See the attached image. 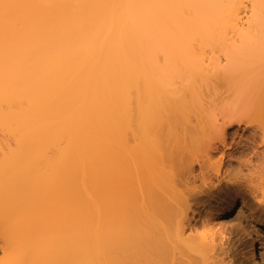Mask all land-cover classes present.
<instances>
[{
    "label": "bare ground",
    "instance_id": "bare-ground-1",
    "mask_svg": "<svg viewBox=\"0 0 264 264\" xmlns=\"http://www.w3.org/2000/svg\"><path fill=\"white\" fill-rule=\"evenodd\" d=\"M243 2L0 0V264H223L225 225L187 210L231 193L235 150L264 173V0Z\"/></svg>",
    "mask_w": 264,
    "mask_h": 264
},
{
    "label": "rangeland",
    "instance_id": "rangeland-1",
    "mask_svg": "<svg viewBox=\"0 0 264 264\" xmlns=\"http://www.w3.org/2000/svg\"><path fill=\"white\" fill-rule=\"evenodd\" d=\"M251 9L252 0H244L242 8L240 9V15L243 20H245L246 17L248 19L249 16L251 17ZM246 129L248 128H244V130H240L239 132L243 133V135H247ZM246 140L247 138H242V141ZM258 141H260V139H258ZM242 146V143H236L235 145V147H239V149ZM246 152L247 150H245L244 153L235 150L231 156L225 158L229 177L233 184L230 188V194L221 191L218 194L210 195L206 192H198L195 190L193 196L196 199L191 201V207L187 210L192 223L197 222L199 224L200 221L209 216H216L217 220L225 225L224 228L225 230L227 229L226 237L224 236L221 243L219 242L215 245L212 251L218 258L223 260V264L224 262L225 264H264V229L259 225L260 221H264V208L261 209L257 205V198H260V194L256 193L255 195L247 190V186L251 187L257 185V181L264 179V173L245 164L244 161L251 155L248 154L250 151ZM252 158V163H254L257 158L255 156ZM263 185L264 184H262V187ZM240 196L243 197V202H241ZM236 221H248L254 232H256L255 236L258 245L259 259L252 261L247 256L245 247L242 243L241 231L239 227L235 225Z\"/></svg>",
    "mask_w": 264,
    "mask_h": 264
}]
</instances>
